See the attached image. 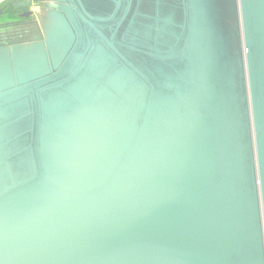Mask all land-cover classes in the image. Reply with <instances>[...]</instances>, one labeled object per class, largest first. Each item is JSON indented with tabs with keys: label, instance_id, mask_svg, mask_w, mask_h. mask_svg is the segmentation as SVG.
<instances>
[{
	"label": "water",
	"instance_id": "obj_1",
	"mask_svg": "<svg viewBox=\"0 0 264 264\" xmlns=\"http://www.w3.org/2000/svg\"><path fill=\"white\" fill-rule=\"evenodd\" d=\"M0 264H264V0H0Z\"/></svg>",
	"mask_w": 264,
	"mask_h": 264
}]
</instances>
